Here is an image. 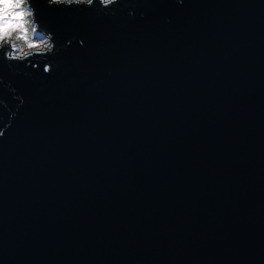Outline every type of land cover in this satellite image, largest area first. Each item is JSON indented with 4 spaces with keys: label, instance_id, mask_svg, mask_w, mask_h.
I'll use <instances>...</instances> for the list:
<instances>
[{
    "label": "water",
    "instance_id": "95a60500",
    "mask_svg": "<svg viewBox=\"0 0 264 264\" xmlns=\"http://www.w3.org/2000/svg\"><path fill=\"white\" fill-rule=\"evenodd\" d=\"M34 6L55 51L0 54V264H264V0Z\"/></svg>",
    "mask_w": 264,
    "mask_h": 264
},
{
    "label": "clouds",
    "instance_id": "9594fccd",
    "mask_svg": "<svg viewBox=\"0 0 264 264\" xmlns=\"http://www.w3.org/2000/svg\"><path fill=\"white\" fill-rule=\"evenodd\" d=\"M119 2L120 0H46L49 7L99 6L105 10H111ZM177 2L182 4L184 0ZM34 3L35 0H0V54L10 64H28L36 58H46L56 49L54 34L41 29ZM129 14L134 13L130 11ZM80 43L83 44V41ZM66 44H71V41ZM43 70L49 73L51 65L45 63ZM3 135L4 130L0 129V136Z\"/></svg>",
    "mask_w": 264,
    "mask_h": 264
}]
</instances>
